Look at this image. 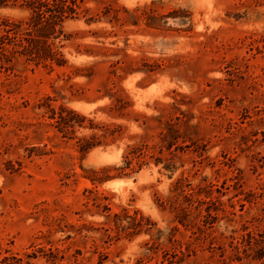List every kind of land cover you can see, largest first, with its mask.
Masks as SVG:
<instances>
[{
  "label": "rangeland",
  "instance_id": "rangeland-1",
  "mask_svg": "<svg viewBox=\"0 0 264 264\" xmlns=\"http://www.w3.org/2000/svg\"><path fill=\"white\" fill-rule=\"evenodd\" d=\"M261 246L264 0H0V264Z\"/></svg>",
  "mask_w": 264,
  "mask_h": 264
},
{
  "label": "trees",
  "instance_id": "trees-1",
  "mask_svg": "<svg viewBox=\"0 0 264 264\" xmlns=\"http://www.w3.org/2000/svg\"><path fill=\"white\" fill-rule=\"evenodd\" d=\"M50 19H51V18H48V17H47V18L45 19V22H44V23L47 24L48 26H50L51 29L54 30L56 22L53 21V20H50ZM51 59H53V58H51ZM259 249H260L259 252L263 254V252H264L263 246H261V248H259Z\"/></svg>",
  "mask_w": 264,
  "mask_h": 264
}]
</instances>
